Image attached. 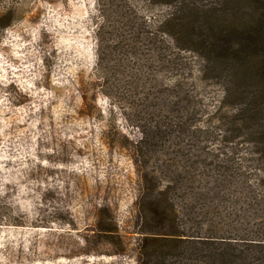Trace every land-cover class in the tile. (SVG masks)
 Listing matches in <instances>:
<instances>
[{
  "label": "rangeland",
  "instance_id": "1",
  "mask_svg": "<svg viewBox=\"0 0 264 264\" xmlns=\"http://www.w3.org/2000/svg\"><path fill=\"white\" fill-rule=\"evenodd\" d=\"M144 1L0 0V264H140L134 114L159 111L169 48L163 7ZM129 8L148 23L140 53L126 45L99 68L101 45L131 44Z\"/></svg>",
  "mask_w": 264,
  "mask_h": 264
},
{
  "label": "trees",
  "instance_id": "2",
  "mask_svg": "<svg viewBox=\"0 0 264 264\" xmlns=\"http://www.w3.org/2000/svg\"><path fill=\"white\" fill-rule=\"evenodd\" d=\"M144 3L163 7L157 22L169 48L159 111L133 106L146 135L140 264H264V0ZM118 14L132 42L101 45L99 68L143 47L147 21L130 8ZM141 70L132 69L138 82ZM114 74L109 64L107 81Z\"/></svg>",
  "mask_w": 264,
  "mask_h": 264
}]
</instances>
